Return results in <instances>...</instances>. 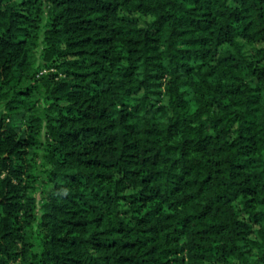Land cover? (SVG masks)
Instances as JSON below:
<instances>
[{"label":"trees","instance_id":"trees-1","mask_svg":"<svg viewBox=\"0 0 264 264\" xmlns=\"http://www.w3.org/2000/svg\"><path fill=\"white\" fill-rule=\"evenodd\" d=\"M0 264H264V0H0Z\"/></svg>","mask_w":264,"mask_h":264},{"label":"rangeland","instance_id":"rangeland-1","mask_svg":"<svg viewBox=\"0 0 264 264\" xmlns=\"http://www.w3.org/2000/svg\"><path fill=\"white\" fill-rule=\"evenodd\" d=\"M1 110H2V109L0 108V113H1ZM230 264H239V263L236 262V261H231Z\"/></svg>","mask_w":264,"mask_h":264}]
</instances>
